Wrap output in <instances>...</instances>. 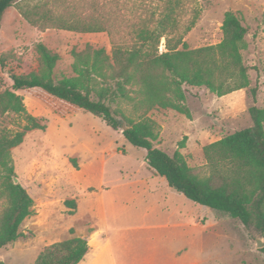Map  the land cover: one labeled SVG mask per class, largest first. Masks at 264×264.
I'll return each instance as SVG.
<instances>
[{"label": "rangeland", "instance_id": "obj_1", "mask_svg": "<svg viewBox=\"0 0 264 264\" xmlns=\"http://www.w3.org/2000/svg\"><path fill=\"white\" fill-rule=\"evenodd\" d=\"M23 3L43 4L54 13L65 10L79 17L103 19V32L79 33L57 28L39 30L31 26L15 5L3 13L0 26V53L6 67H0V92L10 88L9 71L26 75L37 70V44H44L58 54L53 68V80L77 77L74 65L76 53L90 47L110 52L114 43H132L127 35L130 26L143 23L153 26L163 8L162 0H23ZM235 13L246 28V46L241 51L249 68L251 86L258 81L256 100L249 88L217 96L205 87L183 85L184 105L190 116L158 105L148 107L136 92L130 99H116L118 108L133 119H151L158 132L156 145L172 154L178 142L186 136L178 150L187 164L200 177L210 174L203 146L233 131L249 127L248 108L255 104L264 107V0H183L181 27L194 23L185 33L188 48L218 43L222 39L221 24L225 12ZM161 37L158 52L165 50ZM90 85L99 88L98 79ZM22 96L26 114L43 125L25 132L21 142L9 149L13 177H17L33 202L31 213L19 226L16 240L0 248V261L5 264H33L44 247L71 236L90 240L103 229V213L97 200L100 189L110 184L140 180L151 170L144 162L145 149L130 144L120 129L114 130L101 118L63 100L54 98L39 88L17 92ZM91 97L95 98L92 92ZM27 123L24 115L7 112L0 117V136L13 135ZM145 163V162H144ZM155 174V173H154ZM156 175V174H155ZM163 182L165 179L161 176ZM0 177V213L6 206ZM118 202L125 205L116 219L109 216L110 226H127L120 248L139 258L160 250L161 233L130 230L139 220V201L130 197L129 189ZM74 200V207L65 205ZM121 207V206H120ZM200 217L204 233L195 234L189 257H198L201 264H264V238L254 226H245L239 219L203 206ZM72 230L73 233L70 232ZM260 240L262 246H257ZM92 246L95 239L91 240ZM125 247V248H124ZM166 250V249H165ZM91 258L88 257L86 261Z\"/></svg>", "mask_w": 264, "mask_h": 264}, {"label": "trees", "instance_id": "obj_2", "mask_svg": "<svg viewBox=\"0 0 264 264\" xmlns=\"http://www.w3.org/2000/svg\"><path fill=\"white\" fill-rule=\"evenodd\" d=\"M22 1L0 0V26L5 10L15 5L19 14L39 30L109 32L101 16L84 18L67 10L54 13L44 9L43 4ZM162 1L163 8L153 26L143 23L129 27L127 35L132 43L112 41L110 52L103 47H86L76 53L77 77L54 81L52 74L58 54L42 43L36 47L37 70L26 75L9 71L11 86L0 92V117L12 112L24 115L27 123L13 135L0 136V177L6 197V206L0 213V248L17 239L20 224L31 213V196L20 183L13 181L9 149L21 142L27 130L43 127L26 114L22 96L17 93L33 88L101 118L114 130L120 129L130 144L145 149L146 165L163 177L169 187L197 204L237 218L245 226H254L264 238V107L253 104L248 108L249 127L203 146L210 174L200 177L178 150L184 147L186 136L168 154L156 145L158 132L151 119L135 121L111 106L116 99H130V92L136 91L148 107L171 108L189 117L183 85L203 86L217 96L249 88L253 101L256 100L258 81L251 86L249 68L241 55L246 46V28L240 18L231 11L225 12L222 39L216 44L190 49L183 38L194 20L181 27L183 0ZM161 37L165 39V50L158 52ZM0 67H6L1 53ZM94 79L102 84L97 89L90 85ZM92 92L95 98L91 97ZM123 126L126 128L122 131ZM64 203L70 208L75 205L74 200ZM90 247L88 238L71 236L44 247L33 264H78ZM0 264L5 263L0 261Z\"/></svg>", "mask_w": 264, "mask_h": 264}, {"label": "crops", "instance_id": "obj_3", "mask_svg": "<svg viewBox=\"0 0 264 264\" xmlns=\"http://www.w3.org/2000/svg\"><path fill=\"white\" fill-rule=\"evenodd\" d=\"M144 162L142 164L146 165ZM120 188L121 191L122 188L129 189L130 197L139 201V222L130 230L161 233L160 250L153 251L148 257L139 258L129 254L125 247L120 248L126 246L121 240L129 229L108 223L109 216L116 219L125 209V205L118 202L124 196V192L117 193ZM97 200L103 213V229L91 236L89 241L95 239V244L90 243V252L78 264H201L200 258L188 255L195 234L204 233L205 225L200 221V217L204 218V208L173 190L158 175L147 170L140 180L110 184L100 189ZM88 257L91 259L86 261Z\"/></svg>", "mask_w": 264, "mask_h": 264}, {"label": "water", "instance_id": "obj_4", "mask_svg": "<svg viewBox=\"0 0 264 264\" xmlns=\"http://www.w3.org/2000/svg\"><path fill=\"white\" fill-rule=\"evenodd\" d=\"M126 127L125 126H123L122 127V131L125 129ZM17 177H13V181H14V183H17ZM256 245L257 246H262L263 244H262V242L260 241V240H257V242H256Z\"/></svg>", "mask_w": 264, "mask_h": 264}, {"label": "bare ground", "instance_id": "obj_5", "mask_svg": "<svg viewBox=\"0 0 264 264\" xmlns=\"http://www.w3.org/2000/svg\"><path fill=\"white\" fill-rule=\"evenodd\" d=\"M91 243V242H90Z\"/></svg>", "mask_w": 264, "mask_h": 264}]
</instances>
